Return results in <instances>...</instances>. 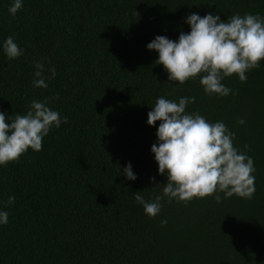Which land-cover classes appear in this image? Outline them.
I'll return each mask as SVG.
<instances>
[{
    "label": "trees",
    "instance_id": "trees-1",
    "mask_svg": "<svg viewBox=\"0 0 264 264\" xmlns=\"http://www.w3.org/2000/svg\"><path fill=\"white\" fill-rule=\"evenodd\" d=\"M13 3L0 0V111L23 115L46 101L68 122L42 150L0 166L8 213L0 264H264V60L246 82L222 81L234 94L209 96L199 78L170 81L147 48L158 35L178 42L190 33L192 13L264 18V0H23L15 17ZM9 36L23 50L12 60L3 51ZM37 61L46 89L33 86ZM161 96L195 97L188 113L235 133L234 146L254 161L251 199L165 197L159 215L145 214L134 193L151 202L167 184L151 151L160 121L147 123ZM129 163L134 181L123 172Z\"/></svg>",
    "mask_w": 264,
    "mask_h": 264
},
{
    "label": "clouds",
    "instance_id": "clouds-1",
    "mask_svg": "<svg viewBox=\"0 0 264 264\" xmlns=\"http://www.w3.org/2000/svg\"><path fill=\"white\" fill-rule=\"evenodd\" d=\"M22 7L23 0H14L9 12L15 17ZM186 22L190 33L181 32L178 42L158 35L147 45L159 53L155 63L164 66L170 81L183 85L199 78L207 95L225 97L234 94L222 83L225 78L236 75L246 82V73L258 69L264 60V18L259 14H233L224 22L219 15L201 17L192 13ZM3 51L9 60L23 55L11 36L4 41ZM35 68L33 86L46 89L44 64L37 61ZM50 71L54 78L55 68ZM46 103L33 100L26 114L12 117L0 111V166L18 162L29 149L42 150L50 130L68 122ZM192 103L195 97H181L177 103L161 96L148 113L149 125L160 121L156 133L159 143L153 144L151 151L159 173L167 175L162 195H156L151 202L140 192L134 193L135 201L151 218L160 214L165 197L169 203L173 199L189 203L194 198L212 196L219 203L222 198L218 193H223L224 198L235 195L245 199L255 193L254 161L234 146L235 133L223 122L211 123L199 112L188 113L186 108ZM237 123L245 121L238 119ZM249 147L245 145V149ZM123 172L127 179H137L131 163ZM151 179L155 181V177ZM14 202L15 197H10L7 203ZM7 223L8 213L0 211V225ZM166 224L167 220L161 221L162 226Z\"/></svg>",
    "mask_w": 264,
    "mask_h": 264
}]
</instances>
